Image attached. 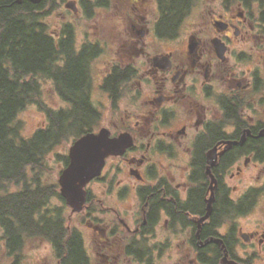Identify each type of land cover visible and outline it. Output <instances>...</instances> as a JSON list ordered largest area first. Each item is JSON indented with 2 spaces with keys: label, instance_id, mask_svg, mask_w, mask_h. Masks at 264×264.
<instances>
[{
  "label": "flooded vegetation",
  "instance_id": "obj_1",
  "mask_svg": "<svg viewBox=\"0 0 264 264\" xmlns=\"http://www.w3.org/2000/svg\"><path fill=\"white\" fill-rule=\"evenodd\" d=\"M48 1L56 44L88 61L102 127L132 144L80 210L61 193L66 155L37 249H6L8 264H78L74 241L79 264H251L264 253L249 218L264 209V0Z\"/></svg>",
  "mask_w": 264,
  "mask_h": 264
},
{
  "label": "trees",
  "instance_id": "obj_2",
  "mask_svg": "<svg viewBox=\"0 0 264 264\" xmlns=\"http://www.w3.org/2000/svg\"><path fill=\"white\" fill-rule=\"evenodd\" d=\"M50 6L45 0H0V235L16 257L27 240L40 235L41 210L57 195L54 183L44 181L46 155L64 140L95 130L100 120L90 96L88 61L75 55L69 38L56 44L43 21ZM41 77L52 80L71 105L48 107ZM33 103L46 111L47 122L25 137L18 115ZM74 242L79 264L80 244Z\"/></svg>",
  "mask_w": 264,
  "mask_h": 264
},
{
  "label": "water",
  "instance_id": "obj_3",
  "mask_svg": "<svg viewBox=\"0 0 264 264\" xmlns=\"http://www.w3.org/2000/svg\"><path fill=\"white\" fill-rule=\"evenodd\" d=\"M31 1L41 3L43 0ZM110 133L106 127H102L98 132L89 131L73 141L70 146L69 163L61 171L58 181L63 197L74 210L83 207L86 201L85 187L102 173L107 158L110 155L122 154L132 144L129 134L123 133L118 137H111ZM235 263L229 260L227 255L224 257L223 264Z\"/></svg>",
  "mask_w": 264,
  "mask_h": 264
},
{
  "label": "rangeland",
  "instance_id": "obj_4",
  "mask_svg": "<svg viewBox=\"0 0 264 264\" xmlns=\"http://www.w3.org/2000/svg\"><path fill=\"white\" fill-rule=\"evenodd\" d=\"M58 17L56 14L51 11L44 17L43 21L47 24L49 30L53 31ZM116 39V38H114ZM42 85V100L48 106L54 109H61L67 107V103L60 98L56 93V86L50 79L41 77ZM108 120V116L103 115L100 117L99 122L96 124V131L99 130L102 126H105V122ZM47 121V113L45 110L41 109L40 105L37 103L27 105L18 115V122L21 127V134L25 137L32 136L38 129L42 128ZM73 139L64 140L62 143L56 145L45 157L47 170L43 177L49 182H55L58 177V173L61 169L64 168V156L68 155L70 146L73 143ZM251 219H259L260 222H264V209H261L259 212H254L249 215ZM242 223L248 225L253 222L249 221L245 223L243 218ZM241 223V224H242ZM39 238L29 239L26 243V250L31 251L37 249L39 244ZM250 252H255V248H247ZM8 255L5 247L4 240L0 235V264H8ZM251 264H264V253H261L260 256L255 254L250 260Z\"/></svg>",
  "mask_w": 264,
  "mask_h": 264
}]
</instances>
